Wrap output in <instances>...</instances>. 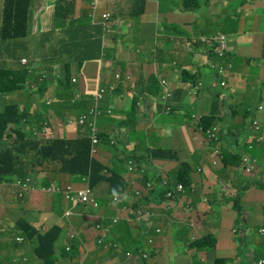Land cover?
<instances>
[{"label":"crops","instance_id":"obj_1","mask_svg":"<svg viewBox=\"0 0 264 264\" xmlns=\"http://www.w3.org/2000/svg\"><path fill=\"white\" fill-rule=\"evenodd\" d=\"M55 1L30 0L25 35L4 38V0H0V69L15 71L31 66L34 70L29 73L35 77L26 81L27 86L34 84L32 89L0 96V104H17L20 111L27 112V127L38 133L34 137L41 141L73 140L89 134V128L76 120L94 105L98 90L106 89L103 108L111 109L114 115L97 119L96 132L108 134L114 142L111 146L123 159L117 157L114 164H104L109 154L102 149L107 145L101 144L98 160L121 177L125 185L121 206L127 204L126 199L132 201L134 191L144 184L154 183V194L137 209H149L153 225L147 230L144 223H134L142 219L131 209L136 217L115 206L105 182L93 189L99 210L81 205L67 217L70 203L45 188L70 183L79 187L81 181L58 171V163L47 162L29 171L34 189L21 200L10 199L16 195V177L0 183V264H39L34 239L22 232L21 222L39 232L53 225L61 228L57 264H129L126 250L147 251L150 257L141 264H213L216 258L246 264L247 259L238 256L235 229L239 225L232 208L238 196V192L234 195V185L250 186L242 200L247 228L264 227V0H202L199 9L192 12L183 9V0H145L144 12L138 16L139 0H74L65 21L55 19ZM106 13L112 14L114 33L106 30ZM257 19L260 22L255 24ZM220 35L226 36V61L217 58V48L214 51ZM200 37L211 38L210 43L202 44ZM226 64L231 68H226V76L219 77L218 67ZM67 69L72 85L59 90L57 80ZM44 74L45 89L38 93L36 81ZM162 80L167 81L172 93L169 100H161ZM218 82L229 86L223 101L216 98L222 94L213 86ZM199 83L198 95H191V88ZM155 100L157 110L152 105ZM83 101L84 105L77 108ZM44 104L50 105L45 107L47 112L43 111ZM58 104L61 108L54 109ZM167 107L171 110L166 111ZM199 116L217 119L212 129L221 131L218 143L200 132L193 119ZM252 121L258 122L259 132L250 148L247 143ZM39 125L43 128L36 129ZM136 125L138 133L132 130ZM128 127L130 133L116 131ZM171 128L176 130L171 133ZM193 131L197 133L192 137ZM214 147L220 148L222 158L230 164L232 183L227 181L228 171L212 167ZM150 149L171 151L173 160L151 158ZM247 156L256 161L252 175L241 171ZM130 161L144 173L131 172ZM225 162L221 164L225 166ZM182 166L188 170L190 183L165 203V194L177 186L176 174ZM5 203H15L19 209L10 210ZM117 217L120 219L115 224ZM98 220L107 228L106 244H120L116 250L98 243ZM72 233L76 239L71 241ZM207 235L216 237L214 250L192 246ZM19 236L21 242L16 241ZM73 242L77 254H62Z\"/></svg>","mask_w":264,"mask_h":264},{"label":"trees","instance_id":"obj_2","mask_svg":"<svg viewBox=\"0 0 264 264\" xmlns=\"http://www.w3.org/2000/svg\"><path fill=\"white\" fill-rule=\"evenodd\" d=\"M139 1L141 2V8L135 14L137 16L144 12L145 0ZM29 5L30 0H4L2 12V36L4 38L22 37L25 35L24 24L27 21ZM73 6L74 0H56L55 19L60 18L62 21H65L71 13ZM199 7L198 0H183V9L186 12L197 11ZM67 8H70V10L61 15L62 11ZM12 19L14 20V24L11 23ZM214 47L215 51L218 48L216 43ZM262 59L264 60V49ZM31 69V66L15 71L0 69V94L4 96L26 88L30 90V86L27 87L26 81L31 79L35 80L34 74L29 73ZM117 77L119 78L120 75H117ZM57 82L59 90H68L72 85L70 70L67 69L62 78L57 80ZM36 83L38 84V93L45 89V80L42 82L36 81ZM221 83H215L213 86L222 92L221 95L217 94L216 98L223 101L224 92L227 91L229 86L222 87ZM28 99L30 102L32 101L31 94H28ZM58 101L61 102L62 99H58ZM85 102L83 101L77 104V108H80V105H84ZM61 106V104H58L54 105L53 108L57 110ZM42 107L43 111L47 112L49 106L44 104ZM23 121H25V124H22ZM216 122L217 119L215 117H205L201 120L199 128H202L205 133L210 131ZM26 125L30 127L27 112L24 110L20 111L17 104H0V183L9 182L13 177L26 178L29 176V171L34 172L45 163L53 162L60 165L58 171L60 170L61 173L70 175L76 181L82 182L85 179L92 189L100 183L105 182L109 186L108 194L111 197L123 193L125 185L121 177H118L115 172L109 170L106 165L101 163L91 153L93 146L98 151L101 144L107 146L114 145V142L111 141L108 134L96 132L98 143L95 145L92 144L90 129L88 135L73 140L53 138L41 141L37 137H34L31 128H28ZM42 128L43 125L36 127V129ZM253 128V125L250 124L251 132ZM214 129L216 130L217 128L215 127ZM216 140L217 137H215L213 142L215 143ZM148 154L153 158H160L161 160H173L174 156L171 151H165L163 149H150ZM236 158L238 159L239 157ZM130 171L135 172L139 171V169L133 166ZM187 171L186 167L182 166L176 174L177 184L183 186L184 189L190 183ZM233 208L237 215L236 225H239L235 232L236 242L238 243V256L247 259L246 264H251V261L260 259L259 257L264 259V227H260L258 224L251 228L253 230L252 242L248 243L250 241L247 239L250 230V228H247L249 222L247 219H244L245 209L242 207V196L239 193L234 200ZM262 209L264 211V207ZM19 226L27 237L34 239L36 244L35 252L42 260V263L57 264L58 257L56 249L62 232L61 228L53 225L44 232H39L27 222H21ZM74 239L76 238L71 239V241ZM216 244V238L213 235H207L195 241L192 246L197 249L210 251L216 247ZM112 249L116 250L114 247ZM76 250L77 246L73 242L70 243V250L64 249L62 254L73 256L77 254ZM213 264H229V261L224 258H216Z\"/></svg>","mask_w":264,"mask_h":264},{"label":"built area","instance_id":"obj_3","mask_svg":"<svg viewBox=\"0 0 264 264\" xmlns=\"http://www.w3.org/2000/svg\"><path fill=\"white\" fill-rule=\"evenodd\" d=\"M110 16H111L110 13L103 14V18L105 21L109 20ZM201 43L202 44H209L210 40H208V41L204 40ZM216 44L218 45L217 52L220 54L219 56L220 57H223L224 55L226 56V53H225L226 41H225L224 37H220L216 41ZM21 62H25V59H22ZM222 70H223L222 67L219 66L218 72H217V75L219 77H222ZM74 81H75V79H74ZM162 84L164 86L167 85L166 81H164V80L162 81ZM221 86L226 87V83L222 82ZM200 87L201 86L199 85L198 87L194 88V90L193 89L190 90V94L195 95ZM168 94H169V92L167 90H165V94H164L163 99H167ZM106 95H107V92L105 89L98 90V93L93 96L94 101H95L94 105L90 108V110L87 113L82 114L77 120V122L80 126L88 127L92 131L91 139H92L93 145L98 143V139L96 137V123H97V119L99 120L100 117H102L104 114L105 110H103L104 109L103 108V102L105 100ZM138 104H140V103H138ZM106 112L112 113V110L106 109ZM251 125H253L254 128L252 130V137H251L252 141L250 143L251 144L250 148H252L253 141L255 140V133H257V131L259 130V128L257 127V125H258L257 121H252ZM34 134L37 135L38 133L34 132ZM210 138L212 140H214L215 135L212 134L210 136ZM96 151L97 150L95 149V146H93V148L91 150V153L93 156L95 155ZM255 164H256V161L252 160L249 156L243 158V160L241 162L242 173L244 175H252L253 168L255 167ZM132 167H133V164H132ZM132 167H130L129 169L131 170ZM13 185L17 189L16 190L17 199L21 200L25 196V192L29 191L30 188H33V180L31 177L16 178ZM75 185H77V184H68L65 188L58 187L56 190H53V189L49 190V192H50V194L62 195L66 200H72V203H73L72 207L73 208H76L77 206L82 205L84 207L90 206L96 210H99L100 205H99L98 201L96 200V198L94 197L93 189L89 186V183L85 179H83L82 182L79 183V185H78L79 187H75ZM153 189H154V187H153L152 183H148L144 188V190L146 192H149V193H151L153 191ZM177 191L179 193H182L184 191L183 186L179 185L177 187ZM136 195L137 196L141 195V192L137 191ZM121 197H122V194H117L114 196V198H113L114 205L121 201ZM171 197H172L171 193L166 195V199L168 200V202H170ZM72 215L73 214L70 212L66 213L67 217H71ZM145 216L148 219L150 217V214L146 213ZM119 219H120L119 217L114 218L113 223L116 224L119 221ZM95 226H96V229L100 231L99 238L97 240L98 243L105 244L107 247H112V246L117 247L118 246L117 243H114V242H108L106 244L107 233H105V232L107 231V228L104 227L99 220ZM157 232H160V230H157ZM75 236H76L75 233L70 234L71 238H74ZM149 242L152 243V240H150ZM66 249L70 250V244L66 245ZM125 253L130 256V260H131L132 264L144 263L150 257V254L147 251L133 252L130 250H126ZM259 264H264V259H262L259 262Z\"/></svg>","mask_w":264,"mask_h":264},{"label":"rangeland","instance_id":"obj_4","mask_svg":"<svg viewBox=\"0 0 264 264\" xmlns=\"http://www.w3.org/2000/svg\"><path fill=\"white\" fill-rule=\"evenodd\" d=\"M202 0H198V2H199V4H200V2H201ZM252 1V0H251ZM70 10V8H67V9H65V10H63L62 11V13H61V15L64 13V12H67V11H69ZM111 16H112V14H111ZM111 16L109 17V20H107V21H105L104 22V24L106 25V30H107V32H112L113 30H112V25H111ZM57 20H62V19H57ZM260 21H259V19H257V21L255 22V24H257V23H259ZM227 30L229 31L230 30V22L229 23H227ZM115 31H113V33H114ZM108 33V34H109ZM220 37H224V39H225V41H226V36H224V35H220V36H218V39L220 38ZM211 38H206V37H200L199 38V41L200 42H202V41H204V40H210ZM227 51V49H225V52ZM220 54L218 53V52H216V56H217V58L218 59H220L221 61H226L225 60V55L223 56V57H220L219 56ZM226 68H227V70H229L230 68H231V65L230 64H226L225 66L224 65H222V76H226ZM225 96H226V92H225ZM172 97V94L171 93H169L168 94V100L170 99ZM214 102H217V100L216 99H214L213 100ZM140 104H138V106H141L142 105V102H139ZM221 103V102H220ZM158 101L157 100H155V102L152 104L153 106H154V108H155V110H157L158 109ZM168 110H171V108L170 107H167V109H166V111H168ZM114 114H113V112L112 113H107L106 112V110L104 111V114H103V116L102 117H105V116H108V117H112ZM200 118H201V116H199V117H193V119H194V121L196 122V124H198V121L200 120ZM22 124H25V121H23L22 122ZM96 125H97V123H96ZM27 126V125H26ZM199 128V127H198ZM132 130H133V132L134 133H138L139 131V125H136L135 127H133L132 128ZM131 128H126V130H124V128H117V132L119 131V132H125V133H130L131 131ZM174 130H176V128H171V133H172V131H174ZM199 130H200V132L201 133H204L200 128H199ZM96 131H97V129H96ZM99 132V131H98ZM100 133H102V132H100ZM104 133V132H103ZM195 133H197L196 131H193V133L191 134V136L193 137V135L195 134ZM204 134H208V131L207 132H205ZM211 142H213L212 140H210ZM214 143V142H213ZM218 143V142H217ZM180 144V143H179ZM112 145V144H111ZM131 145V143H128V146H130ZM186 145H187V143H186ZM112 146H114V145H112ZM112 146H107V147H105V146H103L102 147V149L104 150V151H106L109 155V159L104 163V164H106V165H111L112 164V162H113V164H114V158L116 159L117 157H119V159H123V156L121 155V154H118L117 152H115V150H114V147H112ZM166 146H168V145H166ZM214 149H216L214 152L212 151V154H213V159L211 160V165H212V167H214L215 169H222L223 171H228V173L226 174V178H227V181H228V183H232L233 182V179H232V169H231V166H230V164H226L225 166H223L222 164H221V161H223V162H225L224 161V159L222 158V153H221V150H220V148L219 147H214ZM101 149H100V147L98 148V151H96V153H95V155H94V157L95 158H99V155H98V153H99V151H100ZM149 156H150V154H148ZM151 158H153L152 156H150ZM158 159H160V158H158ZM133 163V161H130L129 162V168H130V166H131V164ZM226 163V162H225ZM134 164L135 165H137V163H135L134 162ZM138 166V165H137ZM199 172H201L200 170H199ZM187 175H188V177H189V173H188V171H187ZM102 183H104V182H102ZM70 184H74V183H70ZM58 187H60L59 185H56V184H52V185H50V186H48L47 188H45L46 189V191L47 192H49V190H56ZM76 187V186H75ZM234 188H235V191H234V195L238 192L239 194H240V196H242V200H243V198L246 196V194L249 192V190H250V186H242V187H239V186H236V185H234ZM34 188H30L29 189V191L30 190H33ZM29 191H27V192H25V194L26 193H28ZM53 192V191H52ZM50 193V192H49ZM17 198V195H15V197H14V195H10V199H12V200H15ZM66 200V199H65ZM67 202H69L70 203V206L69 207H67V209H66V213L67 212H70V213H72L73 214V209H75V208H73L72 206H73V203H72V200H66ZM1 203H3L2 201H0ZM6 207H9V209L10 210H17V209H19V207L15 204V203H5L4 204ZM81 205H79L77 208H79ZM120 209H121V211H126V212H128V214L131 216V218L134 216V217H136L131 211H130V208H129V206L127 205V204H124L122 207H120ZM233 209V211H234V208H232ZM235 212V211H234ZM65 213V214H66ZM236 213V212H235ZM134 223H138L139 225H144L143 224V222L142 221H138V220H134ZM144 227H145V229H147V230H151L148 226H146V225H144ZM236 230V229H235ZM263 232V231H262ZM105 233H107V231L105 232ZM252 235H253V230L252 229H250L249 230V233H248V235H247V239H249L250 241H248V243H251L252 241ZM215 237V236H214ZM216 238V237H215ZM16 241L17 242H21L22 241V237L21 236H19V237H17L16 238ZM117 245H118V247H120V244L119 243H117ZM195 248V247H194ZM197 249V248H196ZM215 249V248H214ZM214 249H212V250H214ZM199 250H205V249H199ZM166 251H169V249H166ZM209 251V250H208ZM125 255H126V260H127V262L129 263V264H132L131 263V260H130V256L128 255V254H126L125 253ZM248 258H250V257H248ZM259 258H262V257H259ZM262 259H260V261H261ZM37 261H38V263L39 264H42V260L41 259H39V258H37ZM259 261V262H260ZM252 262H254L253 264H259V262H257V261H251V263ZM77 264H79V263H77Z\"/></svg>","mask_w":264,"mask_h":264},{"label":"water","instance_id":"obj_5","mask_svg":"<svg viewBox=\"0 0 264 264\" xmlns=\"http://www.w3.org/2000/svg\"><path fill=\"white\" fill-rule=\"evenodd\" d=\"M46 75L44 74V75H42V76H40L38 79H40V80H45L46 79ZM163 81V80H162ZM164 81H166V80H164ZM166 83H167V81H166ZM200 85V83L199 84H196V85H191L190 87H192L191 88V90L193 89L194 90V88H196V87H198ZM164 86V85H163ZM165 90H167L169 93H171L170 92V90H169V88H168V86L166 85V86H164V93H163V95H162V97H161V100H168V98L167 99H163V97H164V94H165ZM201 90V87L199 88V90L196 92V94L194 95L193 94V96H197L198 95V93H199V91ZM172 94V93H171ZM0 96H2V94H0ZM203 119V117H201L200 118V120L198 121V124H197V126L199 127V124H200V122H201V120ZM78 120V119H77ZM76 120V121H77ZM78 123V122H77ZM217 128V127H216ZM201 130H202V128H200ZM203 131V130H202ZM215 131V132H214ZM220 133H221V131H220V129H211L210 131H208V136H209V139L210 140H212L211 138H210V136L212 135V134H214L215 135V137H217V134H219L220 135ZM252 132H250V136H249V138H248V143L247 144H249L250 145V143H251V141H252ZM212 141H214V140H212ZM219 141V138L217 137V140H216V142L215 143H217ZM254 142V141H253ZM247 148H248V150H250L249 149V147L247 146ZM133 164V166H135L136 167V165L134 164V162L132 163ZM132 164H131V166H132ZM130 166V167H131ZM139 169V168H138ZM130 170V169H129ZM139 171L141 172V173H144V170L143 169H139ZM149 183V182H148ZM148 183H146V184H144L143 186H142V188H141V190H136V191H134V194L132 195V197H133V200L131 201V200H129V199H126V203L127 204H129L130 205V209H131V211L134 213V214H137L138 216H139V218H141L142 219V222L146 225V226H148V227H152V219H153V216H152V214L150 213V211H149V209H146V210H144V211H142V212H138L137 211V209H138V207L139 206H141L144 202H146L147 201V199L148 198H150V195H151V193H149V192H146L145 190H144V188H145V186L148 184ZM167 183V182H166ZM152 184L154 185V183L152 182ZM179 186V184H177V186L175 187V189L174 190H170V191H168L166 194H169V193H171L172 194V197H171V199H170V201L172 200V198L174 197V192L175 191H177V187ZM185 190V189H184ZM137 191H140L141 192V195H139V196H137L136 195V192ZM122 194V197H121V201L120 202H118L117 204H115L117 207H120L121 206V203H122V201H123V193H121ZM115 196V195H114ZM114 196L112 197V201H113V198H114ZM131 201V202H130ZM99 203V202H98ZM100 205V204H99ZM122 207V206H121ZM93 208V207H92ZM94 209V208H93ZM99 209H100V207H99ZM94 210H96V209H94ZM146 213H148V214H150V217L147 219L146 218ZM157 230H159V229H156V232H157ZM159 233V232H158ZM23 239V238H22ZM152 242H153V240H152ZM113 247V246H112ZM114 248H116V247H114Z\"/></svg>","mask_w":264,"mask_h":264},{"label":"clouds","instance_id":"obj_6","mask_svg":"<svg viewBox=\"0 0 264 264\" xmlns=\"http://www.w3.org/2000/svg\"><path fill=\"white\" fill-rule=\"evenodd\" d=\"M38 80V82H42L43 80H40V79H37ZM76 81V80H75ZM74 80H73V82H75ZM32 85H34V84H29L27 87H29L30 89H32ZM51 102H48V104H50ZM47 106H50V105H47ZM152 194H154V189H153V191L151 192V195ZM166 195L167 194H165V203H170V202H168V200L166 199ZM75 238V237H74ZM71 239H73V238H71ZM65 249H66V247H65ZM67 250V249H66Z\"/></svg>","mask_w":264,"mask_h":264}]
</instances>
